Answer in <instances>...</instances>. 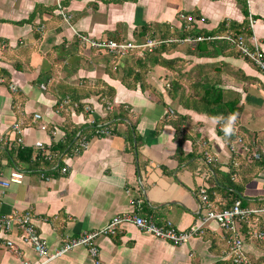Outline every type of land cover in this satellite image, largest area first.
<instances>
[{
    "label": "crops",
    "instance_id": "1",
    "mask_svg": "<svg viewBox=\"0 0 264 264\" xmlns=\"http://www.w3.org/2000/svg\"><path fill=\"white\" fill-rule=\"evenodd\" d=\"M250 16L255 22L246 32ZM74 30L136 43L202 38L146 50L161 57L145 71L127 60L114 71V57L81 44ZM240 32L255 36L264 53V0H0V70L9 74L0 84V182L17 168L24 172L22 183L0 184V218L30 211L54 252L66 235L97 230L126 213L157 224L170 220L187 231L202 189L215 208L226 206L229 177L242 197L234 199L264 207V72L230 41L213 38ZM85 82L114 92L85 96L79 90ZM211 91L215 108L208 103ZM73 95L92 112L73 107ZM234 103L241 110L225 120L220 109ZM37 112L43 118L35 121ZM91 120L105 122L111 133L95 135ZM80 132L90 142L75 152ZM248 219L240 227L246 254L264 264V243L248 233L258 223L264 228V213ZM228 235L212 221L175 245L127 222L98 238L99 264H231ZM37 259L22 228L0 231V264ZM49 264L96 263L79 246Z\"/></svg>",
    "mask_w": 264,
    "mask_h": 264
},
{
    "label": "built area",
    "instance_id": "2",
    "mask_svg": "<svg viewBox=\"0 0 264 264\" xmlns=\"http://www.w3.org/2000/svg\"><path fill=\"white\" fill-rule=\"evenodd\" d=\"M61 9V8H60ZM62 17L69 22L70 15H67L62 9L60 10ZM182 17L184 15L182 14ZM189 20L192 19L191 16L188 17ZM254 18L250 16L249 24L246 29H253ZM245 29V30H246ZM76 37L81 44L88 46L90 48H95L97 50L110 53L113 56H126L131 52L139 55H144L146 50L152 51L158 44L163 42L172 43L175 41H195L201 39L202 37H187V38H175L170 37L164 40L148 38L147 41L142 43H136L133 41H119L114 39H95L86 34L74 30ZM217 38H224L235 45L241 53L248 57L261 71L264 72V53L262 52L260 45L255 36H246L243 32L238 34L229 33L226 35L216 36ZM6 80L0 74V83H4ZM11 88L16 91V86L12 85ZM68 100L61 102L60 106L67 103ZM113 106V101L108 99L106 102V109H111ZM73 107H77V103L73 104ZM84 110L88 113L92 112V106L90 104L85 105ZM170 112L173 113L171 109ZM42 114L37 112L34 114V120H41ZM90 123L93 124V130L95 135H107L111 133V129L105 123H95L91 120ZM15 128L18 129L19 125L15 124ZM42 129H46V125H41ZM242 141V138H239ZM90 140L88 135H84L81 132L78 135L77 142L74 145L73 150L75 152H80L87 148ZM39 146H43L41 142H37ZM230 150L233 152L236 149L231 146ZM204 155L208 160H213L212 155L208 151H204ZM260 158L259 152H254L252 158ZM24 172L23 170L17 168L10 172L9 177L3 179L0 184L4 187L9 186L12 183L20 184L23 182ZM208 207V209H207ZM204 208V212H203ZM264 213V207L261 208H249L244 207L239 198L233 200L230 206H226L222 209L215 208L210 202L208 194L204 189L201 190V197L199 199V212L197 213L196 222L187 231H178L175 229L173 223L168 220L165 224H157L151 217L132 215L129 213L123 215L114 216L108 224L92 231H84L78 236L64 237V242L61 247L57 248L54 252H50L45 239H43L33 222V216L30 211H25L23 214H15L14 216H4L0 218V231H8L13 224H16L19 228L23 229L24 237L26 240L32 243L33 248L38 256L35 262L30 260H25L24 264H49L54 259L64 255L66 252L82 246L89 250L90 255L94 258L95 263H100V249L98 246V238L102 235H112L115 234L123 223H133L137 227L144 231L150 232L158 238L171 241L175 245H180L188 242L193 236L203 233L206 226L215 221L223 229L229 232L227 237V259L231 264H255L246 254L245 251V235L240 231V227L243 222L249 221V216L254 214ZM259 218L256 220L258 221ZM258 223V222H257ZM248 233L253 236V238L258 239L264 243V228L258 223L256 227H252L251 231ZM9 245L13 246V242H9Z\"/></svg>",
    "mask_w": 264,
    "mask_h": 264
},
{
    "label": "trees",
    "instance_id": "3",
    "mask_svg": "<svg viewBox=\"0 0 264 264\" xmlns=\"http://www.w3.org/2000/svg\"><path fill=\"white\" fill-rule=\"evenodd\" d=\"M245 30V29H244ZM246 31V30H245ZM223 35H226V34H223ZM216 36H221V34L220 35H216ZM216 36H214L213 38H215V39H220V40H225L226 41V39H224V38H217ZM161 37H163V38H165V36L163 35V36H161ZM192 37H196V36H192ZM166 39V38H165ZM167 44V43H166ZM165 44V45H166ZM164 45V46H165ZM163 46V47H164ZM92 50H97V49H95V48H91ZM159 50V49H158ZM97 51H100V50H97ZM153 54H156V52H153V53H151V52H147V53H145V55L144 56H139V55H137L136 53H134V54H129V55H127V56H125V57H127L126 58V60H127V63H129V62H135V64L136 65H138L139 67H141V70L140 71H145L146 70V67H145V65H147L148 63H150V64H157L160 60L158 59V57H161V55L160 54H158L157 56H155V55H153ZM102 55H104V53H103V51H102ZM110 56V55H109ZM152 56H155V57H152ZM107 58H109L108 56H106ZM114 57V65H116V69L114 70V71H119L118 69V67H119V62L120 61H122V60H119V56H113ZM124 57V56H123ZM157 57V58H156ZM160 63V62H159ZM110 67L112 68V69H114V67L113 66H111L110 65ZM20 67L18 66V68L17 69H19ZM2 69V68H1ZM3 70V71H2ZM2 70H0V74L5 78V82L4 83H6L7 82V80L9 81V74L7 73V71L6 70H4V69H2ZM6 72V73H5ZM41 75L40 76H38V78H37V80L38 81H40L41 82ZM4 83H0V84H4ZM84 84V83H83ZM82 84V85H83ZM93 85H90V84H87V82H85V84L79 89L81 92H83V94L85 95V96H89V95H91V94H93V93H101V95H103V94H105V95H107V96H109V95H111L113 92H114V90H113V88H107L106 86H99V88H96V89H92L91 87H92ZM107 88V89H106ZM214 87H211V89H213ZM75 90V89H74ZM76 92V91H75ZM75 92H73L72 91V93H74V94H76ZM210 92V91H209ZM209 92H207V94L209 93ZM212 92V94L211 95H209V104H210V106L212 107V108H215V105L217 104V101H216V98H217V94L215 93V91H211ZM72 93H70L71 95H72ZM218 93V92H217ZM216 94V95H215ZM77 96H80V94H77ZM73 97H74V99L73 100H75V101H77V107H76V109L77 110H79V109H81V110H84V107H85V105H86V103L87 102H83L82 100L80 101V100H78V99H75V96L73 95ZM234 107H232V108H230L229 106H228V104H227V106H228V108H226V107H224V109H220L223 113H224V115H223V117H224V119L225 120H227V118H228V115L229 114H231V113H236V112H238V111H240L241 110V108H239L238 106H236L237 105V103H234ZM79 108V109H78ZM214 114L215 113H217L216 111L215 112H213ZM93 133H94V131H93ZM92 133V134H93ZM230 137L232 138L233 136L232 135H230ZM242 138V137H241ZM229 141H232L231 139H229ZM228 173H230L231 175H233V174H235L236 173V171L233 169V168H230V172H228ZM228 182H229V184L228 185H226L227 187H229L230 186V188H231V190H228V189H226V191H227V193H225L226 195H227V197H228V202H227V204H226V206H230L231 204H232V202H233V199L235 198V197H239V195H238V192L237 191H239V189L237 188V185H238V182H233V180L231 181V178L229 177L228 178ZM225 186V187H226ZM226 187V188H227ZM239 198H242V197H239ZM243 202V201H242ZM242 205L244 206V204L242 203ZM225 206V207H226ZM224 208V207H223ZM228 237V236H227Z\"/></svg>",
    "mask_w": 264,
    "mask_h": 264
},
{
    "label": "rangeland",
    "instance_id": "4",
    "mask_svg": "<svg viewBox=\"0 0 264 264\" xmlns=\"http://www.w3.org/2000/svg\"><path fill=\"white\" fill-rule=\"evenodd\" d=\"M107 54H109V53H107ZM112 55V54H111ZM113 56V55H112ZM120 58H119V60H126V58L127 57H123V56H119ZM108 59H110V58H108ZM159 68V67H158ZM159 69H161V68H159ZM228 181V180H227Z\"/></svg>",
    "mask_w": 264,
    "mask_h": 264
},
{
    "label": "bare ground",
    "instance_id": "5",
    "mask_svg": "<svg viewBox=\"0 0 264 264\" xmlns=\"http://www.w3.org/2000/svg\"><path fill=\"white\" fill-rule=\"evenodd\" d=\"M249 24V23H248ZM248 29H246V32H247ZM261 48V47H260Z\"/></svg>",
    "mask_w": 264,
    "mask_h": 264
},
{
    "label": "clouds",
    "instance_id": "6",
    "mask_svg": "<svg viewBox=\"0 0 264 264\" xmlns=\"http://www.w3.org/2000/svg\"><path fill=\"white\" fill-rule=\"evenodd\" d=\"M102 123V122H101ZM103 123H105V122H103Z\"/></svg>",
    "mask_w": 264,
    "mask_h": 264
}]
</instances>
